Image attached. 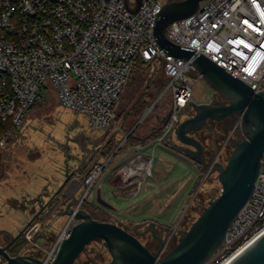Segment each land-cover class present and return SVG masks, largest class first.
<instances>
[{"label": "built area", "instance_id": "2783aa9c", "mask_svg": "<svg viewBox=\"0 0 264 264\" xmlns=\"http://www.w3.org/2000/svg\"><path fill=\"white\" fill-rule=\"evenodd\" d=\"M163 2L141 0L131 13L124 0H0V150L20 130L41 88H50L62 107L86 115L90 130L108 129L137 61L160 66L164 89L143 118L163 94L170 93L168 119L151 143L168 139L192 101L195 79L190 73L196 70L190 60L159 48L152 36ZM165 34L175 45L205 56L254 92H264V0H203L195 14L168 24ZM237 127L235 123L233 133ZM146 145L132 146V155L119 171L123 187L135 185L134 194L151 174L152 160L141 153ZM115 153L95 162L82 176L75 209L87 199ZM127 167L132 176L128 171L125 175ZM112 194L117 197L119 192L112 187ZM75 222L74 217L68 218L47 259ZM263 233L264 157L250 199L205 264H229Z\"/></svg>", "mask_w": 264, "mask_h": 264}, {"label": "rangeland", "instance_id": "374dc122", "mask_svg": "<svg viewBox=\"0 0 264 264\" xmlns=\"http://www.w3.org/2000/svg\"><path fill=\"white\" fill-rule=\"evenodd\" d=\"M132 74V77L139 75L142 82L131 86V80L127 82L115 106L114 118L109 128L104 131L90 130L86 115L62 107L50 88H41L36 103L26 112L20 130L14 132L13 139L0 154V206L3 205L1 200L7 195L8 198L9 195L13 196L11 203L15 205L24 197H32L27 193V187L31 186L32 182L31 190L39 192L47 180L54 178L55 182L63 173L67 153L71 157L68 166L81 169L84 175L97 159L106 160L111 153L117 151L96 180L86 199V207L83 204L80 208L88 210L94 218L121 226L127 225V229L136 234L139 241L153 253L159 247L155 238L159 237L163 241L170 232L173 237L161 251L160 257L171 250L177 243L180 232H185L190 227L208 201L220 193L221 186L217 172L204 174L199 164L164 142L151 143L162 133L159 129L150 139L143 142L147 145L141 151L152 160L151 174L145 177L135 198L120 199V194L123 198L135 195V185L123 187L119 177L125 160L133 153L132 146L125 143L122 146V142L130 133L135 141L141 139L140 133L150 132L156 126L155 115L163 114L171 102L170 93L163 94L153 110L143 118L145 111L163 92L164 79L160 66L156 64H146L141 71H136L135 68ZM190 77L195 79L192 101L197 104H209L216 93L197 72H191ZM218 100L227 102L222 97ZM193 113L188 106L181 112L180 119H186ZM234 124L227 125L210 120L207 127L196 133V138L203 145V155L207 162L212 157L213 161L224 163L232 148L231 142L243 138L239 127L236 132H232ZM172 138L174 143H178L175 136ZM98 144H101L98 148L99 155L94 156L96 159L92 161L90 157L93 147ZM120 145L122 148L119 149ZM218 154L220 157L217 159ZM98 185L103 190V193H100L101 199L107 201L113 209L104 208L96 202L94 192ZM112 187L119 192L117 197L112 194ZM142 197L141 202H135ZM65 223L66 221L51 223L47 229L40 225L44 230L39 234H44L42 237L36 234L35 230L27 231L21 239L29 245L27 253L49 261L48 254L62 233ZM36 225L38 224L34 226ZM18 230L19 227L12 232L0 231V242L2 238ZM110 259L103 241L97 239L85 247L74 264H109Z\"/></svg>", "mask_w": 264, "mask_h": 264}, {"label": "water", "instance_id": "95a60500", "mask_svg": "<svg viewBox=\"0 0 264 264\" xmlns=\"http://www.w3.org/2000/svg\"><path fill=\"white\" fill-rule=\"evenodd\" d=\"M203 0L164 1L156 14L152 36L159 48L167 54L190 60L192 67L208 83L213 91L225 99L226 103L197 104L189 102L193 114L179 120L173 133L164 141L165 145L184 154L200 165L204 174L217 172L220 193L208 201L199 216L185 232H180L177 243L164 256L160 257L165 240L155 253L147 249L136 234L114 222L98 221L83 208H74L75 195L81 190L82 183L78 176L83 172L77 167H69L71 159L67 153L64 160L62 178L55 191H44L36 198L39 208L35 216L4 247H0V258L3 264H73L85 247L94 240L103 241L111 259L109 264H205L220 248L226 232L250 199L261 172L264 157V92H254L241 80L231 76L205 56L195 55L192 50L184 49L172 43L165 30L173 21L195 14ZM141 0H124L125 8L135 13ZM169 110L162 126L166 123ZM231 117L238 121L243 138L236 140L224 163L209 162L203 155V145L196 138V133L207 125L208 120L221 121ZM160 127H158L159 129ZM173 136L178 143L173 142ZM74 175V177H73ZM45 213L52 211L57 204L63 209L56 216L74 217L76 222L62 237L56 251L49 261L30 256H9L6 249L14 242L55 198ZM61 201H57L60 200ZM96 202L111 209L103 201L100 192L96 193ZM153 225V223H151ZM229 264H264V233L239 253Z\"/></svg>", "mask_w": 264, "mask_h": 264}, {"label": "flooded vegetation", "instance_id": "af4514ba", "mask_svg": "<svg viewBox=\"0 0 264 264\" xmlns=\"http://www.w3.org/2000/svg\"><path fill=\"white\" fill-rule=\"evenodd\" d=\"M218 98H221V96H219L218 94H215L213 100L211 102L215 103V104H218V103H223L222 101L218 100ZM224 104V103H223ZM168 108V107H167ZM167 113H168V109L166 111H164L163 114H157L155 115V123H156V126L153 127L152 129L156 130L158 129V127H160L163 123V121L166 119V116H167ZM210 120L207 121V125L204 126V127H207L208 126V123H209ZM213 121V120H212ZM217 122H221V123H225L227 125L229 124H232V123H238V121H235L233 118L231 117H228V118H225L221 121H217ZM94 152V151H93ZM80 181V180H79ZM57 189V187H55L53 189V191H55ZM52 191V192H53ZM80 196H81V190L75 195V203H74V206L78 203L79 199H80ZM55 198L52 199V201L50 203H48L45 207L44 210H42V212L40 214H38L35 219L27 226V228L24 230V232L14 241L12 242L9 247L6 249V252L8 253L9 256H17V255H21V256H30V257H34V258H38V259H42L40 258L38 255L34 256L32 254H29L27 253V249L29 247V245H26L25 243H23L21 241V239L24 237L25 233L27 231H33L35 230L36 234H41V230L43 229H47L49 228V225L50 223H47L48 221H52L56 223V221H58L60 219V217L62 216H56L55 213L61 211L63 208L61 206H59V204H57V206L52 210L50 211L49 213H45L46 212V209L50 207V205H52L51 203L52 202H55ZM86 198L83 200L85 201ZM57 201H61L60 200H57ZM82 201V203H83ZM20 203H17L18 205H15V208H17V210H19L20 212H23L26 216V219L24 221V223L22 224V226L19 227V230L16 231L14 234H9L10 236H5L4 238H2L1 242H0V247H4L6 246L7 244L10 243V241L23 229V227L29 222L30 219H32L34 216H35V213L36 211L39 209L37 208L36 206V201L34 199H30V200H25V199H22L21 201H18ZM81 203V204H82ZM13 204V203H12ZM20 204V205H19ZM39 223V225L37 226H34L35 224ZM42 225V228L41 229V226ZM36 227V228H35ZM35 228V229H34ZM44 231V230H43ZM150 231V230H149ZM151 233V231H150ZM173 234L169 232L168 236H166L163 240H165V243H164V246H163V250L166 248V246L170 243V239L173 237L172 236ZM40 237L44 236L43 235H39ZM47 236V235H46ZM159 238V237H158ZM158 238H155L156 239V244H159L160 246V240ZM158 241V242H157ZM162 241V240H161ZM147 248V247H146ZM159 248V247H158ZM148 249V248H147ZM151 251V250H150ZM152 252V251H151ZM153 253V252H152ZM81 254V253H80ZM79 254V255H80ZM77 259V258H76ZM76 261V260H75ZM4 261L3 259L0 258V264H3ZM74 264V263H73Z\"/></svg>", "mask_w": 264, "mask_h": 264}, {"label": "crops", "instance_id": "0c3cea01", "mask_svg": "<svg viewBox=\"0 0 264 264\" xmlns=\"http://www.w3.org/2000/svg\"><path fill=\"white\" fill-rule=\"evenodd\" d=\"M154 129H152L151 131H153ZM143 136H145L144 134H143ZM13 139V138H12ZM11 141V140H10ZM100 145L101 144H98V145H95V147H93V148H91V150L93 149V151L94 152H92L93 154L91 155V160L93 161V159H96V158H94V156H98L99 155V151H98V148L100 147ZM5 149H2V150H0V154H1V152L2 151H4ZM100 151H101V149H100ZM100 159V158H99ZM99 159H97V161L98 162H101L102 160H99ZM102 159V158H101ZM90 160V159H89ZM97 161H95V162H97ZM91 162V161H90ZM82 174L80 175V176H78V179L81 181V178H82ZM73 177H74V175H73ZM61 178H62V174L61 175H59L58 177H57V179H55V182H54V178H53V180H47L46 178V182L45 183H43L44 185L42 186V190L39 192V191H36L35 189H33V190H31L32 188H31V186L33 185V182H32V185L31 186H28L27 187V193L29 194V195H31L32 197H30V198H28V197H24V199L26 200H32V199H34L35 200V198L39 195V194H41V193H43L44 191H53V189L55 188V187H57L58 185H59V183H60V181H61ZM34 182H36V180L34 181ZM52 182H53V184H52ZM39 184H41V183H39ZM47 184V185H46ZM109 185V184H108ZM54 186V187H53ZM111 187V186H110ZM33 188H34V186H33ZM30 190V191H29ZM80 191V190H79ZM78 191V192H79ZM97 191H99L100 193H103V190H102V188H101V186L100 185H98L96 188H95V195H96V193H97ZM139 194V192L138 193H136L134 196H130V198L129 197H120V199H133V198H135L137 195ZM8 196V195H7ZM6 196V197H7ZM6 197H3V200H1V201H3V205H1L0 206V231H6V232H12L13 230H16L18 227H20L21 226V224H23L24 223V221H25V219H26V216H25V214L23 213V212H20L19 210H17V208H15V206H14V204H12L11 203V200L13 199V196H10L9 195V197L10 198H6ZM96 197V196H95ZM2 199V198H1ZM106 200V199H105ZM143 200V197L142 198H140V199H138V200H136L135 202H141ZM103 201H104V199H103ZM105 202H107V201H105ZM5 203V204H4ZM108 203V202H107ZM110 205V204H109ZM5 206H7L6 208H5ZM111 206V205H110ZM114 207H112L111 206V209H113ZM68 219H67V217H64V216H62V217H60V219L58 220V221H56V223L57 222H62V221H67ZM47 223H52V221H48ZM53 223H55V222H53ZM38 225H39V223H37ZM5 225H8V226H5ZM37 225V226H38ZM36 228V227H35ZM34 228V229H35Z\"/></svg>", "mask_w": 264, "mask_h": 264}, {"label": "trees", "instance_id": "16d2710c", "mask_svg": "<svg viewBox=\"0 0 264 264\" xmlns=\"http://www.w3.org/2000/svg\"><path fill=\"white\" fill-rule=\"evenodd\" d=\"M147 63H143V62H141V61H137L136 63H135V65H134V67H133V70H132V73H133V71H134V69L136 68V71L137 70H139V71H141L142 69H143V66L144 65H146ZM131 73V76H130V78H129V80H131L130 81V86L132 85V84H139L140 82H142V78L138 75V76H136V77H132V74ZM129 82V81H128ZM35 103H36V101H35ZM34 103V104H35ZM33 104V105H34ZM33 107V106H32ZM31 107V108H32ZM30 108V109H31ZM29 109V110H30ZM8 128H10V127H8ZM162 128V125L160 126V128L159 129H161ZM159 129H156V130H153V131H150V132H148L147 134H144V133H140V135H141V139H138V140H135L134 141V138H133V134L132 133H130L127 137H126V140H125V144H129V146H134V145H136V144H138V143H143V142H145L146 140H148V139H150L151 138V135H154V133L156 132V131H158ZM143 134L145 135V136H143ZM134 142H132V141ZM132 142V143H131ZM109 153H110V151H109ZM85 205V207H86V200L85 201H83V203L81 204V207H82V205ZM84 209V208H83ZM86 210V209H85ZM86 211H88V210H86ZM91 217L93 218V219H95V220H98V221H107V220H100V219H97V218H94L93 216H92V214H91ZM108 222V221H107Z\"/></svg>", "mask_w": 264, "mask_h": 264}, {"label": "bare ground", "instance_id": "6f19581e", "mask_svg": "<svg viewBox=\"0 0 264 264\" xmlns=\"http://www.w3.org/2000/svg\"><path fill=\"white\" fill-rule=\"evenodd\" d=\"M130 162H132V161L130 160ZM130 162H129V165H132ZM143 165H145L147 167V170L149 169V164L148 163L145 162V163H143ZM128 167H130V166H128ZM128 167L125 169L124 173L126 171H128L127 172L128 173V176H132L133 172L131 171V169H128ZM125 175H126V173H125Z\"/></svg>", "mask_w": 264, "mask_h": 264}]
</instances>
